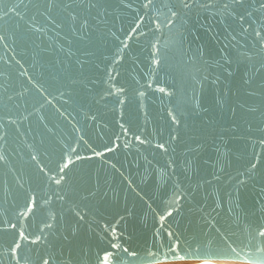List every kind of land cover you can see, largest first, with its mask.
I'll list each match as a JSON object with an SVG mask.
<instances>
[{
  "label": "water",
  "instance_id": "water-1",
  "mask_svg": "<svg viewBox=\"0 0 264 264\" xmlns=\"http://www.w3.org/2000/svg\"><path fill=\"white\" fill-rule=\"evenodd\" d=\"M264 264V0H0V264Z\"/></svg>",
  "mask_w": 264,
  "mask_h": 264
},
{
  "label": "bare ground",
  "instance_id": "bare-ground-1",
  "mask_svg": "<svg viewBox=\"0 0 264 264\" xmlns=\"http://www.w3.org/2000/svg\"><path fill=\"white\" fill-rule=\"evenodd\" d=\"M174 261H182L179 264H189V263H187V261H190L191 262L192 260L186 259V260H174ZM226 261L229 262V263H231L233 261H235V263L240 262V264H244L245 263L243 261H238V260H226ZM167 262H169V261H162V262H159L158 264H163V263H167ZM231 264H233V263H231Z\"/></svg>",
  "mask_w": 264,
  "mask_h": 264
},
{
  "label": "rangeland",
  "instance_id": "rangeland-1",
  "mask_svg": "<svg viewBox=\"0 0 264 264\" xmlns=\"http://www.w3.org/2000/svg\"><path fill=\"white\" fill-rule=\"evenodd\" d=\"M180 262H182V261H169V262L163 263V264H179ZM187 263H190V261H187ZM231 263H233V264H237V263L240 264V262L235 263V261H233Z\"/></svg>",
  "mask_w": 264,
  "mask_h": 264
},
{
  "label": "snow or ice",
  "instance_id": "snow-or-ice-1",
  "mask_svg": "<svg viewBox=\"0 0 264 264\" xmlns=\"http://www.w3.org/2000/svg\"><path fill=\"white\" fill-rule=\"evenodd\" d=\"M106 264H107V262H106Z\"/></svg>",
  "mask_w": 264,
  "mask_h": 264
}]
</instances>
